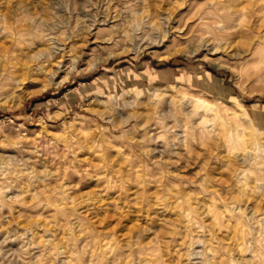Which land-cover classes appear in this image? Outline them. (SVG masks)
Returning <instances> with one entry per match:
<instances>
[{
    "label": "rangeland",
    "instance_id": "rangeland-1",
    "mask_svg": "<svg viewBox=\"0 0 264 264\" xmlns=\"http://www.w3.org/2000/svg\"><path fill=\"white\" fill-rule=\"evenodd\" d=\"M195 1L0 0V264H264V167L249 163L264 68L202 47L200 10L226 0ZM106 15L119 28L87 34ZM126 19L138 33L112 42ZM172 96L205 99L227 125ZM236 113L247 143L228 132Z\"/></svg>",
    "mask_w": 264,
    "mask_h": 264
},
{
    "label": "bare ground",
    "instance_id": "bare-ground-1",
    "mask_svg": "<svg viewBox=\"0 0 264 264\" xmlns=\"http://www.w3.org/2000/svg\"><path fill=\"white\" fill-rule=\"evenodd\" d=\"M197 1V0H196ZM195 1V2H196ZM213 1V0H212ZM216 1V0H214ZM194 2V1H193ZM211 2V1H210ZM128 3V2H127ZM212 3V2H211ZM196 4V3H194ZM18 6V4H17ZM127 6V5H125ZM211 6V5H210ZM15 7V6H14ZM22 6H18L15 7V11L14 13H17L18 10L22 9ZM209 7V6H208ZM13 8V7H12ZM207 8V7H205ZM13 9V10H14ZM10 11V10H9ZM200 14H199V18L200 20L203 21V25L202 26H206L204 29L207 30L205 31L206 34L213 36V37H206L204 36L203 40L205 45L202 47H208L210 49V51L212 52V54H219L220 51L223 50H229L232 49L233 47L237 46L241 48V51L238 53H235L234 55H232L234 58H243V61L247 67H256L258 69H263L264 68V4H262L260 2V0H226V1H220L219 3L215 2L214 4H212V6L205 10L202 9L200 10ZM13 13V16H14ZM130 13V12H129ZM12 14V13H10ZM16 16H18L19 14H15ZM3 17V16H2ZM15 17V16H14ZM13 18V17H12ZM102 20H99V18H95L94 20H90V24L86 26V30H87V34L93 35L95 37H98L99 35V26H110L109 24L117 22L118 19L115 16H105V17H101ZM116 18V19H115ZM14 19V18H13ZM115 19V20H114ZM172 20L171 15L168 19V21ZM98 22V25L96 26V23ZM125 24L122 27V29L116 33V35L113 36V38H111L110 40L112 42L116 41L115 39H117L118 37L124 36V37H131L132 34H137L140 25L137 23L135 24L133 29H126L127 26L131 25V22L129 20H124ZM44 23V22H41ZM201 23V21H200ZM57 24V23H56ZM59 24V23H58ZM37 25V24H36ZM40 25V24H39ZM85 25V24H84ZM201 25V24H200ZM38 26V25H37ZM45 26V25H44ZM25 28V27H24ZM36 28V26H31L30 30H26L20 32V36H24L25 34H30L29 32L34 31V29ZM115 28H119L118 25H111L109 27V30H113ZM214 28H218L220 29V33L216 34L214 33L213 29ZM37 29V28H36ZM39 29V27H38ZM217 29V30H218ZM98 30V31H96ZM203 30V28H202ZM37 31V30H36ZM204 31V30H203ZM18 32V31H16ZM34 34V32H32ZM165 33L167 34V30L165 31ZM165 34V37H166ZM92 36V37H93ZM41 37H45V36H41ZM10 38V37H9ZM40 38V37H39ZM86 38V37H85ZM88 38V37H87ZM12 39V36H11ZM22 39V38H21ZM163 39V38H162ZM161 39V40H162ZM42 40V39H41ZM6 41V40H5ZM231 41V42H230ZM4 41L0 42V44H5L3 43ZM18 42V40H17ZM158 42V41H157ZM89 43V42H88ZM155 43V42H154ZM162 43V42H161ZM201 43V42H200ZM7 44V43H6ZM222 44L225 45V47H221ZM8 45V44H7ZM66 45V44H65ZM5 46V45H4ZM9 46V45H8ZM1 47V45H0ZM7 47V46H6ZM199 47V46H198ZM228 47V49H227ZM196 48V47H195ZM200 48L193 50V52H197ZM222 49V50H221ZM56 51H59L58 53V57L55 58V64H56V71H53L55 69H53L52 67H49L51 69H53V72H50V75L48 76L49 78V83H53L54 78L58 77V73L61 72L63 70V68L65 67V59H66V49L64 48V44L61 43L59 44L57 47H55ZM7 53V52H6ZM129 53V51L127 52ZM44 55V54H43ZM50 55V54H49ZM51 56V55H50ZM49 56V57H50ZM52 57V56H51ZM31 58V57H30ZM35 62L40 61L39 63L37 62L38 65H36V69H33V67L26 65L24 68V70L26 72H28V74H32V76L34 75H39L42 74L43 72L45 73V64L46 62H43L42 60H40L42 58V52H38L35 54L34 56ZM43 59V58H42ZM78 58L74 59V61H77ZM2 60V58H0V61ZM53 61V60H52ZM31 62V59H30ZM28 63V62H27ZM29 64V63H28ZM34 65V63H30V65ZM53 64V63H51ZM54 64V65H55ZM15 65V64H14ZM47 65V64H46ZM13 67V66H12ZM263 67V68H262ZM4 69V68H2ZM23 70V69H22ZM242 70V75H247L249 73L248 68L245 69L243 71ZM47 71V70H46ZM234 72H236L235 70H233ZM3 72L8 73L10 72L9 70H3ZM14 73V72H13ZM23 73V71H22ZM48 73V72H47ZM1 74V73H0ZM4 74V73H3ZM21 74V73H20ZM25 74V73H23ZM22 75V74H21ZM68 75V72H67ZM66 75V76H67ZM13 76V75H12ZM15 76V74H14ZM25 76V75H23ZM43 77V76H42ZM29 78V77H28ZM33 78V77H32ZM21 79V77H20ZM24 79V78H23ZM66 79V78H65ZM54 84V83H53ZM56 84V83H55ZM58 84V83H57ZM56 84V85H57ZM58 86V85H57ZM43 88L46 90L47 86H43ZM155 96L159 95L158 92H155ZM28 95H32V93H29ZM165 95L160 94V98H164ZM170 98V97H169ZM170 101L173 102L175 104V106L177 107H181V106H190L194 109L195 112H197L198 116L200 117L201 115H199V113L201 114H205L204 118L206 117V115H209L212 121V124L214 123H218V121H225L226 125H227V120L224 119L223 120V112L221 113V111L218 109V107L213 106L209 104L208 101H206L203 98H199V97H191V98H186V97H176V96H172L170 98ZM172 103V104H173ZM176 108V107H175ZM180 110V109H178ZM224 111V109H223ZM226 112V110H225ZM194 113V112H193ZM228 114V113H227ZM225 115V114H224ZM196 116V115H195ZM229 117V116H228ZM209 118V117H208ZM203 119V118H202ZM207 119V118H206ZM234 119V125L232 127H230L228 129V132L232 134H234V137L231 138L232 141H236V143H244L246 142L247 138H246V134H245V130L247 129L245 127L246 123L244 122V119L242 120L241 116L239 114H234V117L231 118ZM208 121V120H207ZM206 121V122H207ZM201 122V121H199ZM210 122V120L208 121ZM207 122V123H208ZM229 122V121H228ZM233 122V121H232ZM203 123V122H202ZM206 123V124H207ZM211 123V122H210ZM216 123V124H217ZM251 123V122H249ZM205 124V123H204ZM213 124V125H214ZM218 125V124H217ZM221 125V124H220ZM250 125V124H249ZM252 125V124H251ZM208 126V124H207ZM203 127V126H202ZM206 127V126H205ZM235 128V129H233ZM242 128V129H241ZM246 128V129H245ZM261 134V133H260ZM256 136V135H255ZM255 136H251V140H257ZM231 137V136H230ZM254 139V140H253ZM248 141V140H247ZM250 141V140H249ZM259 141V140H257ZM247 143V142H246ZM257 143V142H255ZM257 145V144H256ZM257 151L259 153L258 156H253L252 155V159H248L251 163V165H255L258 164L260 166V168L262 169V167H264V144L263 145H258L256 147ZM261 157V160L259 161L258 159ZM250 158V157H249ZM235 165V164H234ZM234 167V166H233ZM236 170V169H235ZM239 170V169H238ZM234 171V170H233ZM232 171V173H233ZM248 183V182H247ZM249 185V184H248ZM251 186V185H250ZM212 194V193H211ZM213 195V194H212ZM210 201V200H209ZM215 201V200H214ZM214 204V203H213ZM216 204V203H215ZM198 205V204H197ZM228 207V206H226ZM228 209V208H227ZM218 210V209H217ZM231 212L232 210L229 209ZM223 211V210H222ZM221 211V212H222ZM194 212V211H193ZM238 212V211H237ZM233 213V212H232ZM189 214V213H188ZM217 214V213H216ZM238 214V213H237ZM234 215V214H233ZM215 217V216H214ZM231 217V216H230ZM239 218V217H238ZM241 218V217H240ZM212 219V217H211ZM218 216H216V218H214L215 221H217ZM230 219V218H229ZM234 219V218H233ZM238 221L239 219L235 218V221ZM220 221V220H219ZM230 222V221H228ZM234 222V221H233ZM243 222V221H242ZM241 222V223H242ZM237 224H240V221L236 222ZM246 223V222H245ZM218 224V223H217ZM237 224L235 225V227L237 226ZM243 224V223H242ZM248 224V223H247ZM255 224V223H254ZM194 225V224H193ZM241 225V224H240ZM246 225V224H245ZM252 225V224H251ZM242 226V225H241ZM252 227V226H250ZM259 227V226H258ZM200 228V227H199ZM242 228V227H241ZM260 228V227H259ZM258 228V229H259ZM241 230V229H240ZM264 230V228H263ZM237 232V231H236ZM262 232V231H261ZM260 233V232H259ZM246 234V233H245ZM261 234V233H260ZM262 235H264V231L262 232ZM261 236V235H260ZM241 237V236H240ZM257 237V236H256ZM259 237V236H258ZM264 238V237H263ZM255 239V238H254ZM253 239V240H254ZM258 239V238H257ZM260 239V238H259ZM237 240V239H236ZM262 240V239H261ZM264 241V239L262 240ZM222 242V241H221ZM220 242V243H221ZM255 242V240L253 241ZM260 242V241H258ZM189 243V242H188ZM187 243V244H188ZM223 243V242H222ZM257 243V242H255ZM242 243H240L241 245ZM143 254V253H142ZM144 264H154L155 262L152 260H149L148 258H145V260L143 261ZM220 263V262H219ZM257 263V262H256Z\"/></svg>",
    "mask_w": 264,
    "mask_h": 264
}]
</instances>
